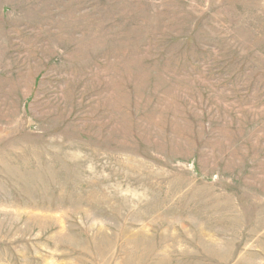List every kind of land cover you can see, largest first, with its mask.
Wrapping results in <instances>:
<instances>
[{
    "label": "rangeland",
    "instance_id": "rangeland-1",
    "mask_svg": "<svg viewBox=\"0 0 264 264\" xmlns=\"http://www.w3.org/2000/svg\"><path fill=\"white\" fill-rule=\"evenodd\" d=\"M0 264H264V0H0Z\"/></svg>",
    "mask_w": 264,
    "mask_h": 264
}]
</instances>
